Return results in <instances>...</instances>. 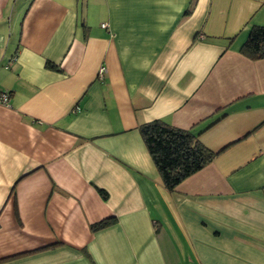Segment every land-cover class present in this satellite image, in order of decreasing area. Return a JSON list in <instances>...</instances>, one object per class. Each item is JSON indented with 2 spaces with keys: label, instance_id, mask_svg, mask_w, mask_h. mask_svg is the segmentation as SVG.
Here are the masks:
<instances>
[{
  "label": "crops",
  "instance_id": "crops-1",
  "mask_svg": "<svg viewBox=\"0 0 264 264\" xmlns=\"http://www.w3.org/2000/svg\"><path fill=\"white\" fill-rule=\"evenodd\" d=\"M254 26L264 0H0V264H264ZM155 120L216 153L174 191Z\"/></svg>",
  "mask_w": 264,
  "mask_h": 264
},
{
  "label": "trees",
  "instance_id": "trees-1",
  "mask_svg": "<svg viewBox=\"0 0 264 264\" xmlns=\"http://www.w3.org/2000/svg\"><path fill=\"white\" fill-rule=\"evenodd\" d=\"M241 52L254 61L264 59V26H254L251 29ZM46 66L57 68L52 63H47ZM139 132L165 188L169 191H174L185 179L209 165L216 156L190 131L175 128L162 120L141 125ZM97 191L103 200L108 199L105 190L97 188ZM116 223L117 219L111 217L92 224L90 229L93 233H98Z\"/></svg>",
  "mask_w": 264,
  "mask_h": 264
},
{
  "label": "built area",
  "instance_id": "built-area-1",
  "mask_svg": "<svg viewBox=\"0 0 264 264\" xmlns=\"http://www.w3.org/2000/svg\"><path fill=\"white\" fill-rule=\"evenodd\" d=\"M108 26H107V24H103L102 25V28H107ZM104 71H105V69L104 68H102L101 69V74H103L104 73ZM0 104H3V105H8L9 104V96H8V94H4V93H2V94H0Z\"/></svg>",
  "mask_w": 264,
  "mask_h": 264
}]
</instances>
